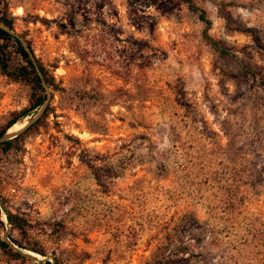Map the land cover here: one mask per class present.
I'll list each match as a JSON object with an SVG mask.
<instances>
[{"label":"rangeland","instance_id":"1","mask_svg":"<svg viewBox=\"0 0 264 264\" xmlns=\"http://www.w3.org/2000/svg\"><path fill=\"white\" fill-rule=\"evenodd\" d=\"M3 1L53 86L0 156L44 256L0 264H264V0H190L225 55L182 0ZM26 106L0 76V126Z\"/></svg>","mask_w":264,"mask_h":264},{"label":"trees","instance_id":"2","mask_svg":"<svg viewBox=\"0 0 264 264\" xmlns=\"http://www.w3.org/2000/svg\"><path fill=\"white\" fill-rule=\"evenodd\" d=\"M186 7L196 12L197 19L203 24V30L201 37L205 43L215 50L218 54L225 55L228 51L218 46L207 35L208 21L204 18L203 12L196 9L190 0H182ZM0 24L3 25L8 31L13 32L12 20L7 13V8L3 0H0ZM19 38L23 39L21 36ZM26 47L31 52L32 60L24 50L21 43L8 32L0 29V76L7 79L9 82L20 84L27 88V106L19 111L11 112L8 115L7 120L0 126V138L10 129L15 123L28 117L33 111L38 110L45 99L47 98L46 89H51L53 86L52 77L48 71L42 66V64L34 58L28 42H25ZM35 68L38 69L41 79L37 76ZM243 71L251 76L253 72H250L243 68ZM43 82V85H42ZM45 87V88H44ZM47 116V108H45L41 116L30 126H28L21 133L14 138L5 140L0 143V156L6 155L9 151L16 150L19 147V143L24 136L41 123V121ZM1 215L4 217V221L8 225L7 239L8 242L0 240V253L7 257L11 261H24L25 256L22 251H27L38 256L43 257L44 252L34 243L27 240L26 234L29 229L28 222L20 215L10 213L2 208V201L0 198V228L3 227ZM10 244L15 247L13 249ZM35 264H59L56 260L50 263L48 260L36 261Z\"/></svg>","mask_w":264,"mask_h":264},{"label":"water","instance_id":"3","mask_svg":"<svg viewBox=\"0 0 264 264\" xmlns=\"http://www.w3.org/2000/svg\"><path fill=\"white\" fill-rule=\"evenodd\" d=\"M0 29L1 30H4V31H6V32H8L9 34H11V35H13L20 43H21V45L23 46V48H24V50L26 51V53L29 55V57L31 58V60H32V56H31V52L29 51V49L26 47V44H25V42L21 39V38H19L16 34H13L12 32H10V31H8L3 25H1L0 24ZM35 72H36V74H37V76L41 79V75H40V73H39V71H38V69L37 68H35ZM42 85H43V82H42ZM44 86V85H43ZM45 88V87H44ZM46 100L47 99H45V101L43 102V104L41 105V107L38 109V111L36 112V114H35V116L28 122V124L24 127V128H22L21 130H19V131H17V132H15V133H8V132H6L5 134H4V136H2L1 138H0V143L1 142H3V141H5V140H9V139H11V138H14L16 135H18L19 133H21L23 130H25L28 126H30L31 124H33L40 116H41V114H42V112H43V110H44V108H45V105H46ZM26 256L27 257H31L29 254H26ZM45 260V259H44ZM44 260H42V261H44Z\"/></svg>","mask_w":264,"mask_h":264},{"label":"bare ground","instance_id":"4","mask_svg":"<svg viewBox=\"0 0 264 264\" xmlns=\"http://www.w3.org/2000/svg\"><path fill=\"white\" fill-rule=\"evenodd\" d=\"M20 127V126H19ZM19 127H17V125L15 124L14 126H12L9 130L10 132H15L19 129Z\"/></svg>","mask_w":264,"mask_h":264}]
</instances>
